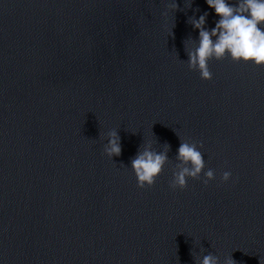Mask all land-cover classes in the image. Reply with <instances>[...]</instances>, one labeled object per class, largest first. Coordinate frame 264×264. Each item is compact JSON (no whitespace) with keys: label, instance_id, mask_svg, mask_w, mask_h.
Here are the masks:
<instances>
[{"label":"water","instance_id":"95a60500","mask_svg":"<svg viewBox=\"0 0 264 264\" xmlns=\"http://www.w3.org/2000/svg\"><path fill=\"white\" fill-rule=\"evenodd\" d=\"M169 2L0 0V264H264V66L213 59L201 79L186 19L218 17ZM179 137L207 185L169 189ZM148 140L168 161L141 188L128 165Z\"/></svg>","mask_w":264,"mask_h":264},{"label":"clouds","instance_id":"9594fccd","mask_svg":"<svg viewBox=\"0 0 264 264\" xmlns=\"http://www.w3.org/2000/svg\"><path fill=\"white\" fill-rule=\"evenodd\" d=\"M208 8L213 10L218 19L210 29L205 27L208 12H202L198 17H187L186 23L197 30L196 40L188 38L184 41L187 55V67L195 70L203 80L211 79L208 68L209 60H221L225 57L234 62L252 63L264 66V0H204ZM192 0H184V7H191ZM177 9L176 0H170L162 16L167 11ZM198 9H194V13ZM173 26V25H172ZM107 142L102 145L104 155L112 159L121 153L120 136L115 129L106 133ZM180 138V137H179ZM152 141L148 140L138 147L135 155L130 158L128 167L131 168L137 187L153 185L168 161L169 145L165 142L162 150L152 148ZM198 142H188L180 138L176 149V163L172 168L170 190L183 189L186 178L198 179L205 167V161ZM229 171L220 174V181H228ZM214 178L211 168L203 171L201 183L207 185ZM199 264H221L219 258L209 253L204 255ZM223 264H234L231 257H227Z\"/></svg>","mask_w":264,"mask_h":264}]
</instances>
